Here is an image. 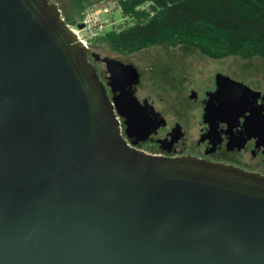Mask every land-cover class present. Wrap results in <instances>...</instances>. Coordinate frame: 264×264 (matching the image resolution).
<instances>
[{
    "label": "water",
    "instance_id": "water-1",
    "mask_svg": "<svg viewBox=\"0 0 264 264\" xmlns=\"http://www.w3.org/2000/svg\"><path fill=\"white\" fill-rule=\"evenodd\" d=\"M88 52L57 3L0 0V264H264V175L130 145L119 115L144 140L157 112Z\"/></svg>",
    "mask_w": 264,
    "mask_h": 264
},
{
    "label": "flooded vegetation",
    "instance_id": "flooded-vegetation-1",
    "mask_svg": "<svg viewBox=\"0 0 264 264\" xmlns=\"http://www.w3.org/2000/svg\"><path fill=\"white\" fill-rule=\"evenodd\" d=\"M93 53H89V59L112 96L103 56ZM210 58L216 62L223 59ZM99 61L104 62V70L98 66ZM130 64L138 72V81L131 90L142 104L147 102L157 112L156 126L144 140L139 131L128 136L125 117L119 115L120 129L130 145L152 154L195 156L264 175V75H240L222 65L187 70L175 86L186 90L185 98L195 108V128L189 132L179 120L168 121L147 98L138 97L142 72Z\"/></svg>",
    "mask_w": 264,
    "mask_h": 264
},
{
    "label": "trees",
    "instance_id": "trees-1",
    "mask_svg": "<svg viewBox=\"0 0 264 264\" xmlns=\"http://www.w3.org/2000/svg\"><path fill=\"white\" fill-rule=\"evenodd\" d=\"M51 1V0H50ZM144 0H123L130 19L95 38V46L122 56L158 45L192 46L206 56L264 60V0H154V13L137 9ZM91 0L57 3L66 23L76 24Z\"/></svg>",
    "mask_w": 264,
    "mask_h": 264
},
{
    "label": "rangeland",
    "instance_id": "rangeland-1",
    "mask_svg": "<svg viewBox=\"0 0 264 264\" xmlns=\"http://www.w3.org/2000/svg\"><path fill=\"white\" fill-rule=\"evenodd\" d=\"M51 1L59 3L61 0ZM77 24L78 22L73 25L76 27ZM92 51L101 56L116 57L125 62L134 63L142 72L141 81L136 90L138 97L147 98L168 121L179 120L183 128L189 132L195 128L193 117L195 108L186 100V90L175 86V81L182 79L187 74V70L191 67L205 68L222 65L230 67L240 75H264V60L260 58L242 60L236 56H228L216 62L192 46L158 45L126 56L109 53L100 46L93 47ZM98 66L102 70L105 69L104 62L99 61Z\"/></svg>",
    "mask_w": 264,
    "mask_h": 264
},
{
    "label": "built area",
    "instance_id": "built-area-1",
    "mask_svg": "<svg viewBox=\"0 0 264 264\" xmlns=\"http://www.w3.org/2000/svg\"><path fill=\"white\" fill-rule=\"evenodd\" d=\"M92 2L82 12L77 26L68 24L75 36L89 49L96 37L107 31L123 26L130 17L122 9L123 0H91ZM154 0H144L136 6L137 9L153 14ZM79 23L82 26H79Z\"/></svg>",
    "mask_w": 264,
    "mask_h": 264
}]
</instances>
